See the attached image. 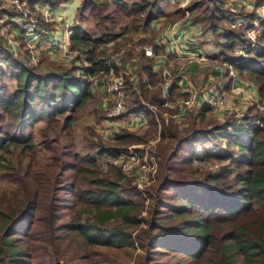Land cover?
I'll list each match as a JSON object with an SVG mask.
<instances>
[{
    "label": "trees",
    "instance_id": "obj_1",
    "mask_svg": "<svg viewBox=\"0 0 264 264\" xmlns=\"http://www.w3.org/2000/svg\"><path fill=\"white\" fill-rule=\"evenodd\" d=\"M161 1L140 0L129 5L126 0H81L77 11L90 10L100 31L92 36L81 24L72 23L69 41L72 47L87 48L90 65L71 61L69 69L42 73L23 59L12 57L0 45V169L16 184L15 189L0 195V264H33L37 258L27 244L32 233L31 228L24 226L28 219L42 223L47 230L44 255L50 259L59 260L65 254L61 245L74 242L85 248L104 246L116 250L139 246L143 253L138 261L142 264H239V259L244 264H264V127L257 123L263 116L256 104L248 105L240 116L229 112L209 127L199 125L212 111L204 102L188 110L190 121L183 127L175 117L165 120L160 112L158 174L156 183L146 190L148 216L142 215L145 197L137 201L121 194L122 190H135L122 186V172L117 180L108 179L98 168V158L104 153L120 152L129 141H146L130 128L121 126L111 143L95 142L98 149L93 154L80 156L68 149L63 156H54L57 158L52 164L59 169L53 170L46 181L35 179L30 165L19 167L9 158L14 151L28 155L34 142L24 131L46 114L61 115L64 127H69L75 120V112L93 95V81L88 77L101 69L108 70L102 59L106 49L117 48L122 41H134L118 39L120 33L131 30L124 26L123 32H114L116 24L110 14H102V8L113 3L128 16L146 13L142 24L146 26L165 13ZM190 1L186 9L191 12L202 4V0ZM37 2L55 8L63 0H30V5ZM209 3L211 6L204 7L207 12L204 27L219 36L214 41L218 53L212 56L226 64L223 75L228 74L229 68L245 75L263 100L264 17L259 24L258 40L247 50L246 58L236 51L239 46L249 44L244 32L219 27L225 15L223 0ZM175 12L184 15L181 6ZM253 18L246 15L249 21ZM136 26L133 31L138 33L140 26ZM138 40H148L154 43L156 51L160 49L154 37L143 35ZM138 57L143 70L140 77L144 72L147 80L140 81L139 92L134 93L124 114H143L157 129L156 116L149 105L177 113L178 108L164 106L170 96L174 97L177 85L173 84L172 94L165 95L161 83L155 87L163 82V77L154 72L153 59L144 51ZM9 77L15 81L13 87L9 86ZM231 79L232 76L229 82ZM210 144L223 148L207 152L204 158L208 163L225 162L217 168L198 165L203 157L197 158L196 150L198 147L207 150L205 147ZM67 170L74 171L71 182L61 180ZM63 181L69 191L79 185L86 187L78 189L76 195L79 203L89 209L86 217L78 213L70 222H58V191L65 185ZM49 246L54 250H49ZM163 256L168 257L166 261L156 260ZM104 264L111 263L105 259Z\"/></svg>",
    "mask_w": 264,
    "mask_h": 264
},
{
    "label": "rangeland",
    "instance_id": "obj_2",
    "mask_svg": "<svg viewBox=\"0 0 264 264\" xmlns=\"http://www.w3.org/2000/svg\"><path fill=\"white\" fill-rule=\"evenodd\" d=\"M76 1L77 0H72L71 5L66 4V6H71V9H75ZM80 1L81 0H78V6L80 5ZM126 1L129 5H131L134 1L140 0ZM180 2V0H162L161 5L163 7V10H165V13L161 14V17H158L150 25L146 26H142L146 13L139 17L128 16L125 11L120 9L118 6L113 5V3H111V5L107 8H102L101 12L102 14L108 13L110 14V16H112V20L116 24V26L112 28L114 32H123V30H126L123 29L124 26L129 27V29L131 30L130 32H124L122 34L120 33V35L118 36V39L120 40L134 39L133 42H135L136 40L140 39V37L143 35L147 36V38L150 39L152 37L155 38V41L158 43V46H160L159 51L155 50L156 55H158V58L152 57L150 55L149 56L154 61V72L160 75V77H163V82H158L155 87L160 86L161 83L162 87L165 88V91L169 90L168 94H172V92L174 91L173 84L176 83L177 89H175L173 93L174 97L171 98L170 96V98L167 99L170 102L172 101L174 105L176 103H179L182 99L186 98V86H199L201 84L205 85L211 82L218 83L221 81V76H223L225 80L228 81L229 77L232 76V79L230 81L234 80V78H237L242 80L243 82L245 81L244 83L251 82L249 79L246 78L245 75H238L232 68H229L228 74L223 75V71L226 70V64L221 61V58H215L212 56L213 54L218 53L219 49L216 48L214 41L219 36L215 34L211 29H206L204 27L207 22L205 17L207 15V12L205 11L206 9H204V7L211 6L209 0H202L200 8H198L194 12H191L190 10L186 9V12L184 11V15H180L181 13L175 12L177 7L181 5ZM189 2L191 1L189 0ZM222 5L225 9V15L219 21L220 28H235L237 30H242L245 34L244 29L239 26H236L234 24V21L227 20L225 16H239L241 18H244V20H247L246 15H249L254 17L253 21L261 15H263L264 17V0H223ZM0 11H2L4 15H6L5 12L14 14L16 13V8L9 1L0 0ZM92 14L93 13L90 10L80 12L75 9L73 13V18H70L68 14H65L61 17H56V19L54 20H50L48 18V20L45 21L44 16H42V21L40 24L42 28L52 32L56 30V28L63 29L62 23L65 20L69 25H71L72 23L81 24L89 31L92 36H96L100 31V26L96 25L97 19L94 14ZM195 18L199 19H197V21L194 23L193 20H195ZM184 21H188V23L190 22V24H194L196 27V31H188L185 33L187 37L190 36L189 38H192V42L186 48L189 51L185 53V57L182 56L181 58H178L176 56H172L171 54L166 53L167 48H170L169 46L172 40L168 29L174 23H178V25H180ZM136 25L140 26V28L138 29V33H135L133 31L134 28L137 27ZM180 27H182V24ZM3 28L5 27L0 25V45L2 49L7 51V48L9 47L8 44H11L8 39L11 37V34H13L14 28H9L7 31H5L6 33L4 34L2 33ZM129 29L127 30L129 31ZM16 36L17 38L15 42H17L18 46L16 47L17 54L14 55L15 58L20 60L23 59L28 65L34 67L42 73L56 72L70 68L71 61L64 57L56 55V53H52L46 48L45 44H40V47L38 45H34L35 47L30 48L28 43L24 40L22 33H16ZM140 42L152 45L155 48L154 43L148 40ZM124 43L132 42L122 41L120 42L119 46L123 45ZM14 45L16 46V43H14ZM119 46L113 49L111 46L110 47L111 50L114 52L119 48ZM84 48L87 50L86 47ZM199 49L200 51L202 50L205 53L209 54V57L205 60L198 61L199 56H197L196 54ZM236 49L238 54H243L247 58L246 52L244 53L239 48ZM142 51L144 50H132L128 52L125 56L126 61L128 62V64L130 63L129 65L132 66V70L136 75V82L132 83L129 81L127 86V88H134L130 92V102L134 99V93L136 91L139 92L140 81H143L145 83L147 80V76L144 72L142 73L143 75L141 74L140 77L141 62L138 59V55ZM228 52H231V50H229ZM32 55H34L35 59L32 58ZM191 56L193 57L190 58ZM82 64L84 63L82 62ZM168 72L170 73V75L168 74ZM7 80H9V86L13 87L15 81L10 77L7 78ZM103 80L104 81L102 82V84H95L92 82L93 95L84 103L81 108H79L75 112V120L69 127H64V123L61 120V115L48 116L46 114L45 116H43L42 119L36 121L34 125L27 128L24 133L32 136L34 147L30 152L26 153L28 155L25 156L23 154H17V151H14L11 155H9V158L15 163V165L19 167H28L30 165L31 175L34 176L35 179H37L38 181H46L49 179V176L51 175L53 170L59 169L56 168L54 165L56 161L55 159L57 158L54 156H63L64 152H67L68 149L77 151L80 156H83L87 153L93 154L94 151L98 149L97 145L94 144L95 142H105L106 144L111 143V141L115 139V132L113 133L112 129L108 127V122L105 118L104 110L102 109V104L104 103L105 99L104 86L106 83L105 81L107 79L103 78ZM148 86L152 87L150 84H148ZM201 88H203V86ZM193 107L194 105L191 108ZM163 112L169 113L165 110H162V114ZM229 112L230 111L218 112L212 109V111L208 113L206 118L201 121L199 125L209 127L216 119H223L225 116L228 115ZM238 112L240 114H243L241 107L240 110L235 112V114L237 115ZM187 115L188 114H186V116L184 117H182V115L176 116L177 122L180 124L181 127L189 124L190 116ZM170 116L173 117V115L166 116L165 114H163V118H165L166 120H168ZM125 127L126 126H124V128ZM130 129L133 130L135 133L142 134V136L146 138V141H129L125 145L148 142L157 134L158 125L157 129H153V126H151L148 121L141 125H133V127H131ZM120 130L121 129L118 128L117 132ZM160 142L161 141L159 140L154 147V151L156 154V147L159 145ZM220 142L221 141L219 140V143ZM205 148L207 150H204L203 147H198V149L196 150L197 158L203 157V160L198 162V165L202 167L217 168L218 166H220V164L225 163L223 161L220 162L217 160H212L208 163L204 159L207 152L223 148H215L214 144L207 145V147ZM112 154L113 153H104L101 157L98 158L97 163L98 168L101 174H103V176L107 177L108 179L117 180L119 172L122 171H120L119 168L114 167L108 162V158ZM66 158L68 160H74L73 157ZM73 172L74 171L70 170L63 172V175H61V180L66 179L67 182H71V174ZM123 174L124 177L123 179H121L122 186L126 189L134 188L135 190H132L133 192L122 190L121 194H124L125 196L137 201H140L143 197H145L146 200L144 203L142 215L148 216L147 208L149 204V199L147 198L146 190L152 184L156 183L157 179L142 188L138 186L134 176L125 173ZM66 181H63V183H65ZM15 186V182L9 180L5 176L4 172L0 169V195L4 193H9L11 190L15 189ZM67 188L68 187L65 183V185L60 187V190L58 191V203L60 204L58 206L59 209L57 212V215L59 217L58 222H70L72 220V217L76 216L78 213H82L83 217H86L89 213L88 207L79 203L76 197L78 189L86 187L79 185L75 188L73 187L71 191H69ZM33 222L32 219H28L26 223H24V226H28V228H31L32 230V233L29 237L30 240L27 244L31 246V249H33L35 251V254L37 255V258L33 261V264H40L39 262L41 261L50 264H104L105 259L108 260V262H110L111 264H142L140 263V261H138L139 255L143 253L139 246L135 249L124 248L121 250H116L106 248L104 246H93L90 248H85L78 246L77 243L74 242L68 243V246L66 245V243H63L61 245L62 251L64 250L65 254L61 256L59 260H57L55 257L50 259V257H45L44 255V253L47 252L45 251L44 245V239L47 237V230L42 225V223L36 221ZM49 250L54 249L49 246ZM161 258L162 259L157 258L156 260L164 262L167 260L166 258L168 257L163 256ZM238 263L244 264L242 259H239Z\"/></svg>",
    "mask_w": 264,
    "mask_h": 264
},
{
    "label": "built area",
    "instance_id": "obj_3",
    "mask_svg": "<svg viewBox=\"0 0 264 264\" xmlns=\"http://www.w3.org/2000/svg\"><path fill=\"white\" fill-rule=\"evenodd\" d=\"M12 3L16 8V13H6L4 15L0 11V25L5 28L2 29V33H6L9 28H14L13 34L8 39L11 44H8V53L14 57L17 54V42L16 33H22L24 40L28 43L30 48L35 47L34 45L40 44L44 40L48 42L46 48L52 53H56L61 57L68 59L69 61H75L76 64L90 65L88 62V55L86 49L83 47H72L69 41L70 38V25L64 20L62 25L64 33L62 34L59 28L51 32L41 27L42 16L45 21L54 20V9L49 5L42 2H37L35 5H30V0H7ZM180 6L186 12V6L189 0H180ZM225 18L229 21H234L236 26L241 27L245 31V35L249 40V44L239 46L244 53L248 49L256 44L258 39L259 24L263 19V15L258 17L256 20L248 21L244 20L239 16L231 17L226 15ZM179 25L174 23L169 27L168 32L171 36L170 48H167L166 53L181 58L185 57V53L189 50L186 49L192 42V38L183 35L182 38L178 37ZM19 31V32H18ZM49 38V39H48ZM16 43V46L14 45ZM132 50H144L148 55L158 58L156 55L155 48L152 45L135 41L132 43H124L119 46L116 51H112L111 48H107L103 59V64L107 65L108 70H100L99 73L89 76V80H92L95 84H102L103 78H106L105 89H104V103L102 109L105 112V118L108 122V127L112 129V132H116L121 126L133 127V125H141L148 122V118L143 114L133 115L131 113L124 114L128 104L130 103L131 91L134 88H127L128 82L135 83L136 75L132 70V66L126 61V54ZM13 54V55H12ZM193 55V54H192ZM198 61L205 60L209 57V54L204 51H197L196 54ZM191 56L190 58H192ZM32 58L35 59L34 55ZM83 65V64H82ZM170 75V73L168 72ZM101 78V79H100ZM203 86V88H201ZM164 94H168L169 90L165 91ZM185 93L187 96L175 105L173 102L167 100L164 106H170L172 108H178L177 113L170 114L163 112L166 116L173 115L176 118L178 115H184L194 105H198L201 102L208 104L213 110L218 112H237L240 110V106L247 107L251 104H256L262 113V118L257 121L260 127H264V99L260 100L254 89H246L243 85H237L233 83L231 87H226L224 82L208 83L199 86H186ZM238 98V100H237ZM244 107V108H245ZM150 110L155 114L158 125V132L154 138L148 142L140 144H130L120 152L113 153L109 156L108 162L116 168H119L123 173L134 176L139 187H145L151 182L157 179L158 174V156L154 151L156 143L160 140L161 130V118L155 105H149ZM237 110V111H235ZM243 111V109H241ZM162 114V116H163ZM238 112V116H240ZM165 119V118H164ZM166 120V119H165ZM120 126V127H119Z\"/></svg>",
    "mask_w": 264,
    "mask_h": 264
},
{
    "label": "crops",
    "instance_id": "obj_4",
    "mask_svg": "<svg viewBox=\"0 0 264 264\" xmlns=\"http://www.w3.org/2000/svg\"><path fill=\"white\" fill-rule=\"evenodd\" d=\"M71 2H72V0L63 1L60 5H58L57 7H55V9H54V16L68 14V16H70V18L71 17L73 18L74 10L77 9V7H78V0L76 1L75 9H71V6H66V4H70L71 5ZM181 24H182V27H180ZM181 24L179 25V27H180L179 29L180 30H178V32H177L179 38H182L185 32H188V31H190V32L196 31L195 25L194 24H190V22L188 23V21H184ZM58 31H60V32L62 31L61 32L62 34L64 33V30H62V29H59ZM52 34H53V32H52ZM164 35H166V34H164ZM50 36H51V32L49 34V37ZM42 44H45L47 46L48 42L46 40H44L42 42ZM220 79H221V82H224L225 85H226V87H228V90L231 87V85L233 83H235L237 85H243V86H245L246 89H250V90L254 89L256 91L255 87L253 86V84L251 82L244 83L245 81L243 82L242 80L237 79V78H234V80H232V81L229 82L228 80H225V78L223 76H221ZM256 94H257V92H256ZM240 107H241V109H243V111L246 110V108H247V107L244 108L243 106H240Z\"/></svg>",
    "mask_w": 264,
    "mask_h": 264
}]
</instances>
